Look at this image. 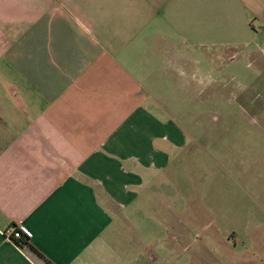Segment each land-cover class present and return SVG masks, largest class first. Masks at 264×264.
<instances>
[{"label": "crops", "instance_id": "obj_1", "mask_svg": "<svg viewBox=\"0 0 264 264\" xmlns=\"http://www.w3.org/2000/svg\"><path fill=\"white\" fill-rule=\"evenodd\" d=\"M193 49H264V0H0V264L264 263V208L154 185L229 178L167 105Z\"/></svg>", "mask_w": 264, "mask_h": 264}, {"label": "rangeland", "instance_id": "obj_2", "mask_svg": "<svg viewBox=\"0 0 264 264\" xmlns=\"http://www.w3.org/2000/svg\"><path fill=\"white\" fill-rule=\"evenodd\" d=\"M191 57L193 63H183L186 71H196L192 86L181 85L178 100L167 105L182 126L198 131L193 135L197 143L210 145L209 140L203 141L206 137L202 131L221 132L211 135L218 138L216 147H208V153L222 163L229 178L215 188L217 173L210 167L213 161L201 169L198 164L202 160H187L185 168L165 174L154 185L167 194L194 192L197 207H204L210 198L218 217L220 201L216 204L214 196L220 197V192L229 196L234 193V200H242L245 206L264 208V49H196ZM159 200L174 206L182 201ZM237 259L229 255L230 262L240 264Z\"/></svg>", "mask_w": 264, "mask_h": 264}, {"label": "built area", "instance_id": "obj_3", "mask_svg": "<svg viewBox=\"0 0 264 264\" xmlns=\"http://www.w3.org/2000/svg\"><path fill=\"white\" fill-rule=\"evenodd\" d=\"M5 234L9 239L16 241L22 237H26L27 239H29L31 236L30 231L24 226H21L19 228L10 227L6 230Z\"/></svg>", "mask_w": 264, "mask_h": 264}, {"label": "trees", "instance_id": "obj_4", "mask_svg": "<svg viewBox=\"0 0 264 264\" xmlns=\"http://www.w3.org/2000/svg\"><path fill=\"white\" fill-rule=\"evenodd\" d=\"M28 239L26 237H22L19 240H17V243L19 244H26Z\"/></svg>", "mask_w": 264, "mask_h": 264}]
</instances>
